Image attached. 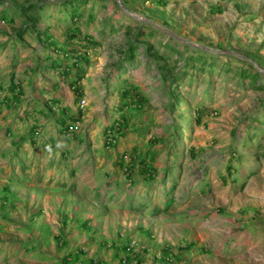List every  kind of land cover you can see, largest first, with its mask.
I'll list each match as a JSON object with an SVG mask.
<instances>
[{"label": "rangeland", "instance_id": "rangeland-1", "mask_svg": "<svg viewBox=\"0 0 264 264\" xmlns=\"http://www.w3.org/2000/svg\"><path fill=\"white\" fill-rule=\"evenodd\" d=\"M70 1L97 45L67 38ZM163 1L0 0V99L13 100L0 113V264H63L78 249L69 264H264V0ZM160 65L187 74L165 81ZM134 87L144 105L122 110ZM63 108L83 110L69 139ZM148 151L156 174L138 159L132 184L126 168Z\"/></svg>", "mask_w": 264, "mask_h": 264}, {"label": "trees", "instance_id": "trees-1", "mask_svg": "<svg viewBox=\"0 0 264 264\" xmlns=\"http://www.w3.org/2000/svg\"><path fill=\"white\" fill-rule=\"evenodd\" d=\"M77 2V6L73 3V2H66L64 5H65V8L66 6L69 7V9L67 8V11L69 10V17L71 19V23L72 25L71 26H68L67 27V32H68V39L70 40H73V39H77V38H81V36H83L84 40H86L88 42V44H93V45H97L98 44V41H96L93 37H90L88 35H85L82 33V29L81 27L78 25V20L81 19L82 17V14H81V11H80V5L81 3H79L78 1ZM158 3L161 4L162 6H165L167 4V1H163V0H158ZM218 11L219 12H222V9L221 8H218ZM212 13H214L215 11L212 10L211 11ZM32 28L34 29V31L36 32V34L38 36H40V40L41 42H44V43H48L50 45H53L56 47V49H59V47H57V44L54 42V38L51 37L50 35L46 34L45 38L42 40V32L39 31L35 25H32ZM140 35H144L145 32H140L139 33ZM69 47L64 48L62 49L64 52L67 50V56L69 57H75V61L73 63L74 66H77L78 63L83 59V56L80 55L78 52L79 50L77 48H70L68 49ZM60 50V49H59ZM135 49L133 48V46H131L130 48V53L128 54L129 57H127V60H131L134 58L135 54H134V51ZM133 52V53H132ZM70 53V54H69ZM85 55V54H84ZM86 56V55H85ZM203 59H193V63L196 62V63H199L200 61H202ZM205 63V60L204 62ZM77 64V65H76ZM191 64V63H190ZM73 66V67H74ZM186 66H189V63L186 62ZM162 71H163V74H164V80L167 81L168 79H171L170 81H179V79H182L187 73L184 72L182 74V77L178 78L176 77V75H174V77L172 76V69L170 67V65H160ZM73 69L72 68H69L68 65L65 67L63 66V73L66 74V77L67 76H70L72 75V71ZM79 71H77V73L75 74V78L72 79L71 81V86L74 90V93L76 94V101L77 102H80V100L82 99V97L84 96V88L83 86L81 85L82 83V80L84 79L83 75L78 73ZM168 74H171L170 76H168ZM12 85L10 87V89L14 92L13 93V96H14V99L16 100H20V97L23 93V90L21 89V83L19 82L18 84H15L14 83V79H12ZM1 88V86H0ZM171 88V87H170ZM15 91L17 92V94H15ZM174 93H172V91L169 89V95L171 97H173ZM11 98L9 97H6L5 99H0V113L2 111V105L3 107L5 106L6 108H11V103L13 100H10ZM122 99H123V104L121 106V109L122 110H125L129 107H133L135 106L136 108H141L144 103H145V99L143 98V96L138 92V89L136 87L130 89V90H125L124 93L122 94ZM54 104H56V101H54ZM60 114H61V118L60 120H57V124L60 125V130L58 131L63 138H68L71 137V136H74L73 132V128L79 123L82 121V118H83V110L82 109H79L78 112H77V115H70V109L69 108H63L60 110ZM49 113L51 114L52 112L48 110L47 112V109L44 111L42 110L41 111V114H47V116L49 115ZM129 127V122H128V119L126 117L123 116V119L121 121H115L112 125H109L106 127L105 129V138H106V141H105V145L107 147H115L117 145V138L115 137V133H118L119 135L121 136H124L125 135V130H127ZM7 132L10 133L11 132V129H7ZM11 134V133H10ZM39 131H37V127L36 125H34L31 129V134L29 135L28 139H32V143L35 144V140L36 138L35 135H39ZM34 138V139H33ZM26 140V139H24ZM23 140V141H24ZM137 158V159H136ZM139 159V160H138ZM139 161V164L141 165V173L146 175V177L148 178H152L154 176V174H156V170L154 169V166L152 165V163L156 160L155 158V155L151 153V151H148L147 155L145 154H139L138 156H135V159H133V163H132V166H130L129 168H126V171L128 172V176L129 178L131 176H133L136 172V161ZM131 181H132V184H134L132 178H130ZM171 203V200L167 201V205L166 207L168 206V204ZM88 221L83 225V227L87 228L88 226ZM58 240L64 245L65 244V241L62 240L61 238H58ZM130 246V245H129ZM192 245H188L187 248H191ZM124 250L126 251H129L131 252V247H123ZM164 254L166 255H169L170 252H169V249H164L163 251ZM84 252L83 250L81 249H78L77 252H73L69 257H66L63 261V264H69L71 260H73V262H76L81 259V257L83 256ZM130 257H125L123 259L120 260V264H129L130 262ZM144 261L142 260H139L138 261V264H143ZM90 264H105L103 262H98V261H94V260H91L89 261ZM75 264V263H74ZM78 264H86V263H78Z\"/></svg>", "mask_w": 264, "mask_h": 264}, {"label": "built area", "instance_id": "built-area-1", "mask_svg": "<svg viewBox=\"0 0 264 264\" xmlns=\"http://www.w3.org/2000/svg\"><path fill=\"white\" fill-rule=\"evenodd\" d=\"M82 103L85 104V101L83 100ZM83 106H84V105H83ZM83 106H82V107H83Z\"/></svg>", "mask_w": 264, "mask_h": 264}]
</instances>
